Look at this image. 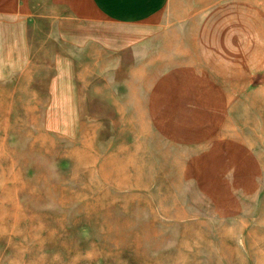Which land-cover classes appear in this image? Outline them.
Listing matches in <instances>:
<instances>
[{"label": "rangeland", "instance_id": "1", "mask_svg": "<svg viewBox=\"0 0 264 264\" xmlns=\"http://www.w3.org/2000/svg\"><path fill=\"white\" fill-rule=\"evenodd\" d=\"M162 20L147 60L80 52L69 107L0 94V264H264V0Z\"/></svg>", "mask_w": 264, "mask_h": 264}, {"label": "crops", "instance_id": "2", "mask_svg": "<svg viewBox=\"0 0 264 264\" xmlns=\"http://www.w3.org/2000/svg\"><path fill=\"white\" fill-rule=\"evenodd\" d=\"M172 1L0 0V94L14 103L15 94L47 92L50 104L26 107H69L53 103L62 93L73 101L79 53L103 64L147 60Z\"/></svg>", "mask_w": 264, "mask_h": 264}]
</instances>
